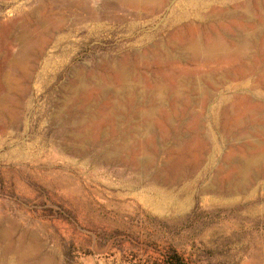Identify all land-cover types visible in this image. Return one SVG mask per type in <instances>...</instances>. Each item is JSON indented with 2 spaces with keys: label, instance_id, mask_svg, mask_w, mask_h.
<instances>
[{
  "label": "rangeland",
  "instance_id": "374dc122",
  "mask_svg": "<svg viewBox=\"0 0 264 264\" xmlns=\"http://www.w3.org/2000/svg\"><path fill=\"white\" fill-rule=\"evenodd\" d=\"M172 1L152 15L118 0H0V264H264V71L163 63L140 75L211 74L203 100H165L141 121L111 110L106 63L165 45L173 25H227ZM242 4L264 9L195 6Z\"/></svg>",
  "mask_w": 264,
  "mask_h": 264
},
{
  "label": "bare ground",
  "instance_id": "6f19581e",
  "mask_svg": "<svg viewBox=\"0 0 264 264\" xmlns=\"http://www.w3.org/2000/svg\"><path fill=\"white\" fill-rule=\"evenodd\" d=\"M118 1L123 5L132 6L135 9H139L142 11H149L152 15H154L156 12L160 10L163 4L168 3L172 0H118ZM184 1L189 3L186 4V6H189L190 8H197L192 12V14L195 19H198L197 20L198 22L202 19L209 20L210 22L211 21L219 22L220 20H223L224 22L227 23V25L221 26L218 30H210V29L202 30L200 27H195L192 24L186 26L173 25L170 27L172 28L170 31V35L169 36L166 35L168 36V40L167 43H165V45L149 44L150 45L149 46L147 44L148 47L145 48L144 52L134 54L132 59H124L121 63L118 64L106 63L104 69L106 80L103 77L102 78L105 82H108L109 84L112 85V87L109 89L107 94L109 96L108 100L111 101L110 102L111 110L113 111L114 114L116 113L124 114L126 116H129V118H132L134 120L137 119L141 121L147 119L148 117L158 112L163 107V102L165 100L172 101V103H176L177 101L182 100L183 96L185 95H191L194 97L196 96L199 97L201 101L203 100L207 92L205 85L208 86V85H212L213 83L212 77L210 76L211 74L195 75L193 77V80L195 82H189V83L185 82L184 75L175 76L174 74H170L167 77H164V79H166L164 81L159 79L151 80L146 76L140 75L141 70L149 69L148 71H150L152 67L159 66L163 63L185 64L188 62H192L195 64H206V63L219 61L228 65L233 64L231 66L235 68V71H241L242 67H246V66L250 67V65H252L251 68L255 67L260 71H264V9L259 11L258 15L256 16L250 13V9L248 6L249 4L248 5L242 4L240 6H236L232 8L217 9V8L204 7L203 5L202 7L195 6L198 0H184ZM255 5L261 6L259 3H256ZM86 7H88V4ZM202 9H206L207 11L206 13H204V15L200 14L199 12ZM86 10L88 9L86 8ZM180 10H183V8H180ZM180 10L177 14L174 15V23L188 16V13L186 11H180ZM120 11L118 13H120ZM91 13L92 12L88 11L83 18L90 20V23H92L91 21H95V20L99 21L98 18L99 13L97 14L98 17L97 16L95 17L94 15L92 17ZM192 14H190L189 16H192ZM108 17L109 16H107V18ZM144 17L146 16L143 15V19H145ZM114 18L115 17L113 16L112 20ZM121 18H122L121 20L119 18L120 21L118 23L124 22L131 28L137 24L136 22H139L138 21L139 18H137L136 14L131 15L129 12H125V11H121ZM104 19H106V17ZM83 22L85 23V21ZM83 22L81 21L82 24H84ZM189 29L190 32H188ZM203 33L206 35L207 38L205 42L203 39H202L203 41H201L200 39L202 38ZM257 58L259 60H257ZM220 80H222V78H219V81ZM89 82H92L91 84H93L94 86H96L97 84V82L93 78H90ZM78 83L83 84L81 80L77 79V84ZM125 107L130 108V111L127 112V110H125ZM142 107L143 109H139ZM145 107L147 108L144 109ZM123 143H122L123 147H128L129 144L128 139L126 138L123 139ZM259 159L260 158L258 157L250 158L248 159V163H253L255 161H258ZM243 168L244 167H241L239 169L238 173L240 175L245 171V169Z\"/></svg>",
  "mask_w": 264,
  "mask_h": 264
}]
</instances>
